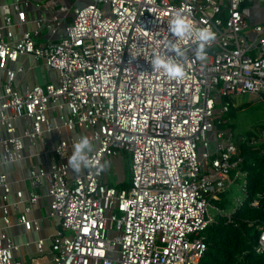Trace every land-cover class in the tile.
<instances>
[{"label": "built area", "instance_id": "obj_1", "mask_svg": "<svg viewBox=\"0 0 264 264\" xmlns=\"http://www.w3.org/2000/svg\"><path fill=\"white\" fill-rule=\"evenodd\" d=\"M73 2V20L55 42L40 40V21L11 42L12 10L19 25L25 14L17 0L2 6L0 68L7 80L0 93L5 131L0 164L21 160L22 137L34 143L61 127L82 133L60 139L51 164L29 169L28 184L46 186L49 214L59 222L50 238L52 264H199L206 250L203 231L211 221L210 199H219L235 183L244 198L232 211L244 202L257 207L261 197H248L243 142L234 139L224 118L233 98L264 94V23L252 26L251 40L243 35L249 28L248 5L264 0ZM177 13L193 29L210 26L215 33L203 60L196 55L194 31L178 36L169 30ZM58 23L54 18L48 30L55 33ZM21 55L42 59L58 72V83L15 89V72L6 64ZM156 55L180 63L183 77L155 69ZM50 108L60 114L50 119ZM19 117L29 120L22 136L15 134ZM210 132L215 133L212 148ZM82 137L91 145L85 152L88 163L70 178L69 151ZM121 154L129 160L131 180L119 189L107 185L104 175L105 161ZM0 189V264H25L13 260L17 244L4 232L10 188L2 173ZM37 198L30 193L29 202ZM19 222L26 229L34 226L24 213ZM42 243H37L39 251ZM255 250L264 252V230Z\"/></svg>", "mask_w": 264, "mask_h": 264}, {"label": "crops", "instance_id": "obj_2", "mask_svg": "<svg viewBox=\"0 0 264 264\" xmlns=\"http://www.w3.org/2000/svg\"><path fill=\"white\" fill-rule=\"evenodd\" d=\"M14 1L16 0H0V26L4 24L2 6H11ZM17 1L20 10H22L25 14V20L23 24L19 25L17 17L12 10L13 26L11 29V42L17 41L23 31L34 29L37 21L41 22L40 28L42 29L41 34L43 37H40V40L44 41L47 39L55 42L65 34V26L73 20V0ZM61 6L67 7V11H61ZM248 9L249 28L243 32V35L251 40L254 37L252 26L254 24L264 23V3L249 4ZM54 18H56L59 23L56 27L55 33H52L48 30L47 24H50ZM6 68L15 72L12 86L20 91H24L27 87H31L36 84H44L45 82H53L55 84L58 83V74L56 77L51 75L54 69L46 66L42 59H36L31 55H21L16 61L7 62ZM6 80V70L0 68V93L3 90ZM62 112L66 114L67 109H64ZM46 113L47 117L52 119L54 116L60 114V111L56 108H50ZM28 124L29 120L26 117H19L15 119V134L22 136L23 130ZM81 135L82 133L68 131L61 127L59 131L52 130L50 132H44L42 138L34 143H31L27 138L22 137L23 149L21 160L0 164V173L5 175L10 188L6 201L9 224L4 226V232L7 237L12 239L17 244V249L12 252L13 260L21 261L25 264H52L50 238L55 233L59 222L56 217H52L49 214L50 197L47 195L46 186L41 185L38 187H32L28 184L27 178L29 169L32 165L44 166L51 164L56 159L52 150L60 139ZM4 136V128L0 125V138ZM209 139L211 141L212 148L214 146L213 141L215 139L214 132L209 133ZM89 148H91V145ZM73 151L74 149H71L69 154L71 155ZM204 169L210 170L208 165H205ZM82 172V167L79 172H75L71 169L69 176L70 178H73V176L81 174ZM17 191L22 192L21 197L17 196ZM237 191H241V189L240 185L235 183L232 184L228 191L224 194H228V198L229 196L237 198L235 195L237 194ZM30 193H36L38 195L37 200L33 203L29 202ZM2 194L3 190L0 189V196ZM238 200L240 199L237 198L235 200L232 209L235 207ZM27 206H29L30 210L26 212L25 208ZM218 210L220 211V209ZM223 211L225 212V210ZM23 213L26 215L28 220L34 222V226H32V228L26 229L24 224L19 222V216ZM39 240L43 241L42 251H39L37 245Z\"/></svg>", "mask_w": 264, "mask_h": 264}, {"label": "trees", "instance_id": "obj_3", "mask_svg": "<svg viewBox=\"0 0 264 264\" xmlns=\"http://www.w3.org/2000/svg\"><path fill=\"white\" fill-rule=\"evenodd\" d=\"M220 100L215 102L217 108ZM233 111L230 107L225 118H232ZM216 125L217 129L225 127L224 124ZM251 145L241 143L242 169L247 173L248 197L252 199L259 194V205L254 207L244 202L234 211L225 213L223 210L228 201L221 198L224 193L219 199H210L220 211L214 214L203 231L206 250L199 264H264V252L257 253L255 250L264 230V140L258 143L257 149H252ZM125 167L127 178L124 181L108 180L106 184L119 189L128 187L131 180L129 160Z\"/></svg>", "mask_w": 264, "mask_h": 264}, {"label": "rangeland", "instance_id": "obj_4", "mask_svg": "<svg viewBox=\"0 0 264 264\" xmlns=\"http://www.w3.org/2000/svg\"><path fill=\"white\" fill-rule=\"evenodd\" d=\"M58 72L54 69L51 75L56 77ZM233 117L226 119L225 126L229 128L234 134L233 137L237 141L241 139L243 143L250 142L252 149H257L258 143L264 140V97L261 99L251 94H243L236 98H233ZM233 124V125H230ZM241 147V145H240ZM264 152V149L263 151ZM127 159V160H126ZM128 164L127 156L121 154V156L112 157L109 161H105V175L104 181L111 180L113 182L124 181L126 177L125 166ZM223 194L224 200H227V206L225 212H231L233 203L235 200L243 199L244 194L241 191H237V198L227 197ZM233 195V194H232ZM235 197V196H234ZM219 210L210 201L208 207V216L214 217V214Z\"/></svg>", "mask_w": 264, "mask_h": 264}, {"label": "clouds", "instance_id": "obj_5", "mask_svg": "<svg viewBox=\"0 0 264 264\" xmlns=\"http://www.w3.org/2000/svg\"><path fill=\"white\" fill-rule=\"evenodd\" d=\"M169 30L178 36H183L186 33L190 34L194 31L196 39L199 41L196 55L197 58L201 60L205 58V45L215 37V33L212 31L210 26L193 29V25L179 13L175 14L170 19ZM171 47L177 51V55H183V52L179 51L176 45H171ZM151 64L155 69H162L164 73L171 78L178 79L184 75L183 66L171 57L156 55L151 61ZM89 147V140L83 137L74 144V151L70 156H68V165L73 169V171L79 172L82 164L88 163L85 152L89 149ZM103 167L104 165H100L101 169H103Z\"/></svg>", "mask_w": 264, "mask_h": 264}, {"label": "water", "instance_id": "obj_6", "mask_svg": "<svg viewBox=\"0 0 264 264\" xmlns=\"http://www.w3.org/2000/svg\"><path fill=\"white\" fill-rule=\"evenodd\" d=\"M261 96L264 97V94H262Z\"/></svg>", "mask_w": 264, "mask_h": 264}]
</instances>
